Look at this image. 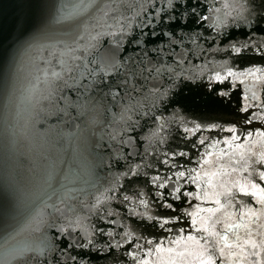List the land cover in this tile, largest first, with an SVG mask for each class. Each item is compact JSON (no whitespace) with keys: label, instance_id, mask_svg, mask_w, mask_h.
Listing matches in <instances>:
<instances>
[{"label":"water","instance_id":"water-1","mask_svg":"<svg viewBox=\"0 0 264 264\" xmlns=\"http://www.w3.org/2000/svg\"><path fill=\"white\" fill-rule=\"evenodd\" d=\"M107 2L117 13L130 15L144 0ZM181 2L183 6L176 12L184 17L172 25L176 42L169 45L164 38L162 54L153 51L158 47L156 40L141 36L135 26L134 35L125 37L119 48L106 34L91 47L85 35L81 45L87 51L76 53L80 59L75 61L80 65L75 69L77 84L85 87L61 85L49 99L43 83L46 71L52 67L60 70L53 53L62 52L65 44L72 43L85 26L90 28L101 14L96 10L87 16L80 14L82 0H0V264H134L128 253L135 243L144 245L139 250L143 255L160 241H164L161 251L144 257L150 264H198L191 254L194 241L182 240L179 245L169 241L178 237L179 229H185L184 235L191 229V218L183 216L184 211H198L196 205L205 209L215 205L200 200L189 203L186 197L168 199L167 190L156 188L151 177L195 168L206 150L213 153L211 161H216L221 148L232 151L223 143L206 149L197 139L208 137L209 144L228 139L231 133H186L185 128L193 123L235 126L242 137L264 131V0H247L245 22L225 15L230 10L226 5L234 0H189L198 2L195 14ZM58 15L69 17V22L57 23ZM200 15L209 19L198 21ZM158 27L166 29L164 24ZM134 37L144 40L145 46L131 43ZM233 45L241 47L239 55ZM177 60L183 64L176 65ZM113 63L124 67L113 68ZM158 64L176 67L177 75L170 80V73L155 76L142 71ZM229 71L235 75L223 83L211 82L216 73L224 76ZM68 82L72 84V80ZM156 89L166 95H156ZM216 89L230 94L220 98ZM116 92L119 95L113 96ZM220 99L223 103H216ZM245 105L248 112L241 111ZM245 117L252 123H246ZM249 148L264 151V140L249 138L245 151ZM179 152L188 155L177 156L171 163L181 168L163 163ZM228 161L225 155L205 168L211 173ZM130 170L137 174L125 175ZM243 175L203 176L202 172L200 183L204 187L211 179L215 188L209 187V192H219L221 182L231 184L239 179L243 183ZM21 190L27 194L24 211L17 207ZM184 190L200 191L192 184ZM158 191L165 192L175 212L162 206ZM141 199L147 208L140 205ZM242 199L253 201L248 207H261L253 197ZM226 211L236 215L217 224V231L223 223H241L239 215L247 208L236 204ZM222 212L209 219L211 214L202 211L197 220L211 227ZM166 214L182 218L165 229L147 218ZM243 223H249L251 240L257 245L264 241V215L245 216ZM107 231L113 235L104 234ZM233 231L241 236V243L248 239L243 227L227 233L233 245L230 264H264V248L253 249L249 244L241 251L235 246ZM125 232L134 237L130 243ZM89 238L93 243L88 248L77 246ZM147 240L154 245H147ZM117 242L120 247H109ZM69 244L73 246L67 247ZM252 252L259 255L252 256Z\"/></svg>","mask_w":264,"mask_h":264},{"label":"snow or ice","instance_id":"snow-or-ice-1","mask_svg":"<svg viewBox=\"0 0 264 264\" xmlns=\"http://www.w3.org/2000/svg\"><path fill=\"white\" fill-rule=\"evenodd\" d=\"M41 3H46V0H40ZM187 8L192 10V13L195 14L196 8L198 7L197 3H190L189 0H184ZM247 0H234V3L226 5L230 10L225 13L226 16L231 17L233 20H239L241 22L247 21L248 17L246 15ZM147 5V6H146ZM181 0H144L143 3L140 4L139 9H132L131 14L127 15L124 13H117V10L110 7L107 0H96L95 4L89 3V0H82V6L80 9V14L89 15L92 10H96L101 15H99L95 23L91 25L89 28L85 26L83 32L79 34L75 40L70 44H65L63 47V51L59 54L53 53L54 57H57V66L59 67V71L56 70V67H52L51 69L46 71L43 83L45 85V89L47 91V98L51 99L54 97L55 92L59 89L61 85L64 87H72L76 86L78 88L85 87L83 84H77L75 77V69L80 67V65H76L75 61L80 59L76 53L81 51H87V46L81 45V42L85 40V35L89 37V45L91 47H95L93 41H97L101 35H109L113 38L114 45L119 48L123 42L124 38L128 36H133V26L140 31L141 36H150L153 40H156L158 47L153 49V51L157 52V54H162L164 49L162 47V43L164 38L167 39L169 45L175 43V28L172 27L173 24H177L180 21L178 17L183 18L184 13H177L176 9L182 7ZM217 11H219L217 9ZM115 13V14H114ZM209 19L208 16L200 15L198 17V21H204ZM109 20L112 22L109 23ZM57 23H68L69 17L59 16L56 20ZM164 24L166 29H159V25ZM147 29V31H145ZM95 31V35H92V32ZM157 38H160L157 40ZM131 43L135 44L137 47L145 46V41L141 40L139 37H134ZM246 47V45L244 46ZM233 49L236 55L241 53V47H237L233 45ZM145 57H147V53H145ZM91 62V61H90ZM142 63V61H141ZM176 65H182L183 60L175 61ZM113 68H121L124 67L123 64L113 63L111 65ZM142 71H146L149 75L155 74V76H162L165 73H170L169 79L171 80L173 76L177 75V68L172 66H166L163 64L153 65L152 67L145 66ZM249 74L253 72L252 69H249ZM256 71H260V69H256ZM70 74V75H69ZM93 73L90 72L89 75ZM107 74V73H106ZM182 71L180 75H182ZM134 75V73H133ZM235 74L229 71L226 75L222 76L219 73H216L214 77L211 78V82L215 83H223L228 77L234 76ZM67 77V78H66ZM85 77L81 76L80 79H84ZM69 79L72 80V84H69ZM127 83V81H125ZM218 97L223 98L228 96L230 93L224 90L216 89L215 90ZM156 95L164 96L166 92H161L160 89L155 90ZM119 95L118 92L113 93V96ZM216 103H223V100L220 99L216 101ZM248 107L245 105L242 107L241 111L248 112ZM245 121L248 124L252 123V119L250 117H245ZM219 130L221 132H228L232 135L228 139L217 140L214 143L206 144L208 137L200 136L197 137L199 144L205 145L206 149L216 148L219 144L223 143L228 146L229 149H232L231 152H227L225 149L221 148L219 154L216 157V161H211L209 157L213 155L211 151L206 150L201 156L200 161H198V166L191 169H183L177 170L171 175L161 176L156 175L151 177L152 184L161 190H167V197L173 201H180L182 197L189 198L188 202L191 200H200L201 204L204 203H212L215 207L210 208H201L200 205H196L198 211H184L182 213L183 216H187L191 218V229L189 230L187 235H184L185 229H179V235L176 239L169 241L170 244L179 245L181 241H194L195 247L192 250L191 254L196 256L198 264H230L228 261V257L233 255L231 252V248L233 245L229 244V236L228 232L230 230H238L240 228H245L247 231L245 235L248 239L243 240L241 243V236L238 232L233 231V236L236 241V247H239L241 251H244V245H251L253 249L260 247L264 248V241H261L259 245L254 240H251L252 232L249 227V223H243L245 216L257 217V214L264 215V151H260L259 153L253 152L250 148L246 149V144L249 138L256 136L264 140V131H256V132H248L246 136H241L238 134V129L235 126L224 127L221 124L211 122V123H193L191 128H185L186 133H191L192 135H196V133L210 132ZM237 141H241L237 143ZM239 150V151H237ZM188 153L179 152L173 153L169 158L165 159L163 163L166 166L171 168H181L182 166L171 163L177 156L186 157ZM229 156V161L227 165H221L214 172H209L208 169L205 168V165H211L212 163L218 162L222 156ZM137 169L140 167L136 166ZM227 168H230L231 171H227ZM223 170V171H222ZM202 172L203 176H217V175H226L230 176L232 173H244L243 175V183L239 179L234 180L229 184L227 180L220 183V188L222 191H213L209 192V187L215 188L212 180L209 179L205 181V186H201L202 180ZM136 175V170H130L129 173H125V175ZM183 181V183H181ZM192 184L195 185L197 189L200 191L189 192L187 190L182 191L186 185ZM171 185V187H169ZM251 189V190H249ZM202 193V194H201ZM157 197L163 201L162 206L171 210L172 212L176 211L173 203H169L165 198L164 191H158L156 193ZM215 197L214 199H209V197ZM223 197V201L220 199ZM242 197H253L255 198V202L260 204V208L248 207L249 204L253 203V201H245ZM125 200L129 198L127 196L124 197ZM27 200V194L22 190L19 192V200L17 207L20 211L25 210V201ZM99 201L97 202V207H99ZM140 205L147 208V202L143 199L139 201ZM236 204L241 205V207L247 208L246 212H241L239 215V219L241 223H223V227L220 231L216 230V225L221 224L223 221L227 219H231L232 216L236 215L235 213H229L226 211L228 207H235ZM54 211H59L55 207L52 206ZM222 210H224L222 212ZM206 211L210 213L209 219L211 217L216 216L217 213L222 212V216L218 217L213 221L211 227L205 226L203 220L198 221L197 217L200 215V212ZM149 220L155 219L158 223L159 227L165 229L167 225H175L180 222L181 215H165L164 217H153L148 216ZM110 223H114L110 221ZM200 224L198 227L197 225ZM167 231L171 232V228H167ZM61 232L66 231V229H60ZM104 234L112 236L113 233L111 231H107ZM198 234V235H197ZM124 238L127 242H131L134 238L133 235L129 232L124 233ZM138 239V238H136ZM93 241L89 238L87 243H83L77 245L81 248H88ZM146 244L149 246L154 245V241L147 240ZM164 241H160L158 245L155 247H149L147 251L143 252V255L140 253V249L144 247V245L140 243H135L133 245V251H130L128 255L134 261V264H150V262L144 257L152 255L153 251L157 254L161 251V247L163 246ZM72 244L67 245V247H72ZM121 244L117 242L115 245H109V247H120ZM225 249H229L226 253ZM168 251H172L171 248ZM43 252H41V255ZM179 255H183V253H179ZM238 255V254H237ZM252 256H257L259 253L252 252ZM9 256H15L13 251L9 252ZM75 259V257H73ZM238 264V261H237ZM251 264V262H250ZM255 264H259V261H256Z\"/></svg>","mask_w":264,"mask_h":264}]
</instances>
